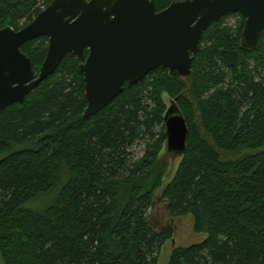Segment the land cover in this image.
<instances>
[{
    "label": "trees",
    "instance_id": "obj_1",
    "mask_svg": "<svg viewBox=\"0 0 264 264\" xmlns=\"http://www.w3.org/2000/svg\"><path fill=\"white\" fill-rule=\"evenodd\" d=\"M53 1L0 0V30H22ZM177 1L156 0L158 12ZM244 26L228 13L204 33L189 78L158 68L93 117L84 116L73 54L24 103L1 111L4 264H159L175 236L153 218L159 191L169 217L190 216L206 235L174 248L167 264H264V33L249 50ZM48 46L43 37L22 48L38 73ZM164 95L188 126L166 186Z\"/></svg>",
    "mask_w": 264,
    "mask_h": 264
},
{
    "label": "water",
    "instance_id": "obj_2",
    "mask_svg": "<svg viewBox=\"0 0 264 264\" xmlns=\"http://www.w3.org/2000/svg\"><path fill=\"white\" fill-rule=\"evenodd\" d=\"M228 13L245 18L242 45L256 50L264 33V0H180L161 12L156 0H54L22 30H0V112L24 103L69 54L81 62L86 118L158 68L189 78L204 33ZM43 37L49 46L38 73L22 48ZM164 119L166 149L182 157L188 126L175 101Z\"/></svg>",
    "mask_w": 264,
    "mask_h": 264
},
{
    "label": "rangeland",
    "instance_id": "obj_3",
    "mask_svg": "<svg viewBox=\"0 0 264 264\" xmlns=\"http://www.w3.org/2000/svg\"><path fill=\"white\" fill-rule=\"evenodd\" d=\"M238 21V18H232L230 20L231 24H235ZM164 101L169 108L172 104L171 98L167 95H164ZM144 153V147L142 145L136 146L134 149V154L136 156H142ZM182 158L180 156H175L170 154L166 146L163 149L160 156V167L165 172L164 185L166 186L170 183L176 175L178 167L181 163ZM162 191H159L156 195V207L153 213V218L160 226L171 224L175 230L174 239L169 241L161 251L159 264H167L169 257L176 247H188L190 245H195L202 243L206 239V235H197L194 232V221L192 217H181L177 219H172L169 217L166 205L163 202ZM0 264H4L1 255H0Z\"/></svg>",
    "mask_w": 264,
    "mask_h": 264
}]
</instances>
